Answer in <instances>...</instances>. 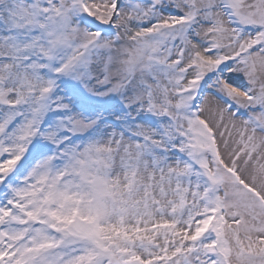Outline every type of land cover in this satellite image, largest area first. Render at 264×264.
Here are the masks:
<instances>
[{"label":"snow or ice","instance_id":"obj_1","mask_svg":"<svg viewBox=\"0 0 264 264\" xmlns=\"http://www.w3.org/2000/svg\"><path fill=\"white\" fill-rule=\"evenodd\" d=\"M0 264H264V0H0Z\"/></svg>","mask_w":264,"mask_h":264}]
</instances>
